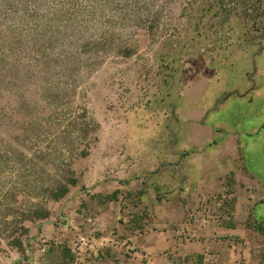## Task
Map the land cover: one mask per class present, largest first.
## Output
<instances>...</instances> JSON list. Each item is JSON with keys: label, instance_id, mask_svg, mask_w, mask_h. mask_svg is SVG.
Returning a JSON list of instances; mask_svg holds the SVG:
<instances>
[{"label": "rangeland", "instance_id": "1", "mask_svg": "<svg viewBox=\"0 0 264 264\" xmlns=\"http://www.w3.org/2000/svg\"><path fill=\"white\" fill-rule=\"evenodd\" d=\"M256 1L0 0V203L17 213L0 215V264H192L190 229L212 218L196 219L201 201L193 207L196 196L183 192L181 128L213 122L227 98H240L218 115L241 143L238 172L221 183L244 187L250 172L264 189V0L261 10ZM81 110L95 133L72 167L78 183L46 203L47 219L26 223L17 249L9 244L29 189L47 187L64 149L77 152ZM75 191L65 221L59 210ZM225 195L234 210L237 196ZM41 222L49 224L29 243L31 258L24 242Z\"/></svg>", "mask_w": 264, "mask_h": 264}, {"label": "crops", "instance_id": "2", "mask_svg": "<svg viewBox=\"0 0 264 264\" xmlns=\"http://www.w3.org/2000/svg\"><path fill=\"white\" fill-rule=\"evenodd\" d=\"M237 102L238 97L227 98L221 112ZM218 115L212 119L213 122L198 126L184 125L177 139L178 153L185 156L183 162L187 181L183 192L187 197L196 196V199H192L191 206L194 207L201 201V210L194 209L192 215L196 219L201 216L212 218V221L207 220V226L192 225V245L187 248L186 253L191 254L192 264H264V232L250 223L254 219L257 223L262 222L261 227H264V189L259 182H254L250 172L248 185L244 187L240 183L231 186L221 183L225 174H237L233 153L237 152L241 143L236 135L224 132L225 124L218 119ZM216 127H221L223 134L216 131ZM227 193L237 196L234 206L230 205L234 210L231 207L226 211L223 206V198ZM248 206L250 213L237 212L240 207ZM46 230L45 234L48 235L51 229L47 227ZM42 233L44 234V229ZM237 237L248 244V251L243 250ZM236 241L237 245H234ZM195 255L200 256V262L194 261ZM94 263L95 260H90L87 264Z\"/></svg>", "mask_w": 264, "mask_h": 264}, {"label": "trees", "instance_id": "3", "mask_svg": "<svg viewBox=\"0 0 264 264\" xmlns=\"http://www.w3.org/2000/svg\"><path fill=\"white\" fill-rule=\"evenodd\" d=\"M254 8L255 10H261L263 8L262 2L259 0L254 2ZM238 99L240 100V98ZM74 119V126L76 127L78 135L76 138L78 146L77 152L74 155H71L67 149H64L63 153L59 157L61 166L60 171L56 172L50 170L46 173V180L49 182L47 187L43 190H40L36 186L29 189L30 196L33 201L32 203H29V207L25 215L20 213L21 217H19L18 221H16L18 227L14 229V237L12 239V243L9 244L17 249L23 250V240L29 233V228L26 226V223L35 225L36 222L47 219L49 212L46 209V203H57L62 201L69 194L70 188L75 187L78 183V179L76 178L72 167L76 161L85 158L89 154L92 140L91 136H93L95 130H93L92 124L85 110H81V112ZM67 140L68 138H65V141ZM37 179L38 178H35L34 180ZM14 213L13 209H11V205L4 204V202L0 203V215L3 214L5 219L14 215ZM11 219L12 218L8 221H11ZM12 222L13 221H11V224ZM261 231L264 232L262 228Z\"/></svg>", "mask_w": 264, "mask_h": 264}, {"label": "water", "instance_id": "4", "mask_svg": "<svg viewBox=\"0 0 264 264\" xmlns=\"http://www.w3.org/2000/svg\"><path fill=\"white\" fill-rule=\"evenodd\" d=\"M80 192H81V191H75L74 193H72V195H71L68 199H66V200L62 203L61 208H60V210H59V217H60V218H63L65 221H68V218H67V217H62L63 210H64L65 206L71 202V200L73 199V197H75V196H76L78 193H80ZM44 224H49V222H41V223H38V224L36 225V227H35V234H34V237H32V238H27V239L25 240V242H24V244H25V248L27 249V251H28V253H29V256H30L31 258H33V254L30 252V249H29V243H31V242H35V241L38 239V237H39V235H40V228H41Z\"/></svg>", "mask_w": 264, "mask_h": 264}]
</instances>
